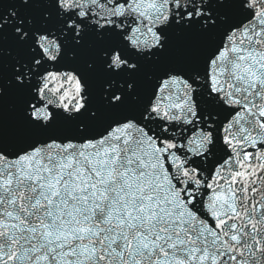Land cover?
<instances>
[{"label":"water","instance_id":"obj_1","mask_svg":"<svg viewBox=\"0 0 264 264\" xmlns=\"http://www.w3.org/2000/svg\"><path fill=\"white\" fill-rule=\"evenodd\" d=\"M0 264H264V0H0Z\"/></svg>","mask_w":264,"mask_h":264}]
</instances>
